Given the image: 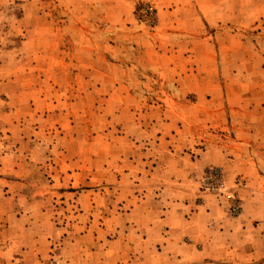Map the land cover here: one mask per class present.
I'll use <instances>...</instances> for the list:
<instances>
[{
	"label": "rangeland",
	"instance_id": "obj_1",
	"mask_svg": "<svg viewBox=\"0 0 264 264\" xmlns=\"http://www.w3.org/2000/svg\"><path fill=\"white\" fill-rule=\"evenodd\" d=\"M158 27L151 0H0V264H150L161 251L130 247L127 235L126 179L114 169L129 152L126 97L142 96L167 115L171 98L210 96L181 85L187 65L214 80L221 96L264 107V0H223V23L208 29V46L174 41L170 62L179 67L168 76L143 61L164 53L154 42ZM112 64L134 68L132 87L105 83L96 70ZM213 167L222 192L203 185ZM198 183L227 215L241 213L243 178L227 185L222 168L209 165ZM225 192L239 199L237 215Z\"/></svg>",
	"mask_w": 264,
	"mask_h": 264
},
{
	"label": "crops",
	"instance_id": "obj_2",
	"mask_svg": "<svg viewBox=\"0 0 264 264\" xmlns=\"http://www.w3.org/2000/svg\"><path fill=\"white\" fill-rule=\"evenodd\" d=\"M151 1L159 14L154 42L165 48L162 54L149 52L143 61L153 65L149 68L161 67L167 76L176 74L179 66L170 62L179 50L174 41L207 45L208 29L223 23V0ZM133 69L129 73L112 64L95 70L107 77L110 87L127 89L135 82ZM190 69L181 67V85L209 89L210 96H193L192 101L182 97V102L171 98L175 108L167 115L157 106H144L142 96H124L121 107L130 114L123 139L129 152L114 169L122 167L126 179L130 247L161 249L148 257L150 264H264V114H258L264 107L256 98L247 103L241 96H221L214 80ZM121 71L124 78L118 76ZM125 101L135 104L128 107ZM209 165L222 168L227 185L237 176L244 179L237 217L227 215L215 196L199 192L198 179Z\"/></svg>",
	"mask_w": 264,
	"mask_h": 264
},
{
	"label": "built area",
	"instance_id": "obj_3",
	"mask_svg": "<svg viewBox=\"0 0 264 264\" xmlns=\"http://www.w3.org/2000/svg\"><path fill=\"white\" fill-rule=\"evenodd\" d=\"M203 185L207 190L222 192L223 183L220 170L216 167L209 169L203 179ZM224 194L225 198L230 203L228 208L229 212L233 215H237L240 212L239 199L231 192H225Z\"/></svg>",
	"mask_w": 264,
	"mask_h": 264
}]
</instances>
